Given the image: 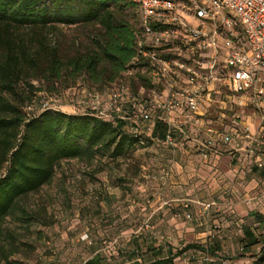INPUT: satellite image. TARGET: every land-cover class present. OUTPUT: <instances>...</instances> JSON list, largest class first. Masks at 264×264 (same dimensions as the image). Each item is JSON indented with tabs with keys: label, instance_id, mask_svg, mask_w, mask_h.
<instances>
[{
	"label": "rangeland",
	"instance_id": "374dc122",
	"mask_svg": "<svg viewBox=\"0 0 264 264\" xmlns=\"http://www.w3.org/2000/svg\"><path fill=\"white\" fill-rule=\"evenodd\" d=\"M84 31L82 24L58 23L52 33L65 52H72V35L86 40ZM31 82L56 106L78 101L86 90H96L100 100L112 90L110 83H92L81 74L74 82L55 83L62 93L57 99L42 80ZM19 88H27L24 81ZM191 148L148 141L116 159L102 157L91 164L61 160L50 182L20 199V206L34 214L32 220H25L18 209L6 218L4 226L14 234L11 256L26 264H83L97 253L101 264H124L210 240L219 242L217 255L190 248L174 264H250L264 247V221L259 224L249 213L256 200L264 207V174L249 163L234 171L228 154L215 163L203 160ZM246 226L257 236L248 248L242 241ZM0 264H5L1 256Z\"/></svg>",
	"mask_w": 264,
	"mask_h": 264
},
{
	"label": "trees",
	"instance_id": "16d2710c",
	"mask_svg": "<svg viewBox=\"0 0 264 264\" xmlns=\"http://www.w3.org/2000/svg\"><path fill=\"white\" fill-rule=\"evenodd\" d=\"M58 23L84 25L86 40L73 34L74 49L65 52L59 36L52 33ZM140 38L142 28L133 0H0V256L5 264H26L11 256L15 251L14 234L4 226L6 218L18 209L25 220H32L34 214L20 206V199L50 182L61 160L76 158L91 164L102 157L124 156L148 141L170 145L164 140L165 113L141 99L148 98V90L155 84L142 67L147 60L138 52ZM158 54L167 58L178 56L161 49ZM130 65L135 71L127 76L124 71ZM81 74L92 83L102 85L118 77L129 79L132 96L113 105L110 117L93 111L81 112L78 108L72 110L75 104L72 99L68 106L51 104L38 109L44 98L40 93L43 89L35 86L32 78L47 84V89H53L52 94L58 99L62 93L54 89L55 83L74 82ZM21 81L26 89L19 88ZM88 92L86 90L83 96ZM43 93L48 95L45 90ZM219 99L223 101L220 105L204 111V118L212 125L215 126V121L221 123L219 131L238 126L237 120L251 111L249 106L236 105L227 95L220 94ZM30 103L39 111L27 112L24 107ZM144 112L150 113L153 126L150 131L138 134L133 130L132 119L137 117L141 125ZM184 144H190L198 155L189 140L176 139L174 146L179 148ZM215 145L221 152L212 154L207 161L215 163L224 154L229 155L230 162L237 161L239 154L229 145L220 140ZM262 155L264 157V150ZM251 162L246 163L251 169H260L263 175L264 166L257 167ZM257 204L249 213L261 224L264 207L259 200ZM184 207L185 215H190ZM243 231V247L248 248L256 242L257 236L249 226ZM190 248L212 256L217 255L220 245L210 240L187 242L165 257L124 264H174V258ZM83 264H101L99 254L87 258ZM196 264H204V261L198 260ZM250 264H264V247L254 254Z\"/></svg>",
	"mask_w": 264,
	"mask_h": 264
},
{
	"label": "built area",
	"instance_id": "2783aa9c",
	"mask_svg": "<svg viewBox=\"0 0 264 264\" xmlns=\"http://www.w3.org/2000/svg\"><path fill=\"white\" fill-rule=\"evenodd\" d=\"M133 1L142 28L138 52L147 60L142 67L155 84L149 88L148 98L141 99L165 113V142L174 145L176 139L189 140L200 157L207 160L212 154H220L215 145L220 140L239 154L234 171L251 160V164L263 167L264 0ZM168 43L172 44L162 48ZM160 49L178 56L162 57ZM134 71L130 65L124 72L128 76ZM110 84L112 90L106 99L100 100L96 90L89 91L75 101L72 110L110 117L113 105L132 96L129 79L118 77ZM220 94L229 96L236 105L249 106L253 113L237 120L238 126L219 131L204 118V111L223 102ZM34 106L30 103L24 108L37 112L51 106V102L42 98L39 110ZM142 119L141 125L137 117L132 119L138 134L153 126L149 112L142 113ZM213 203L211 200L205 205Z\"/></svg>",
	"mask_w": 264,
	"mask_h": 264
}]
</instances>
